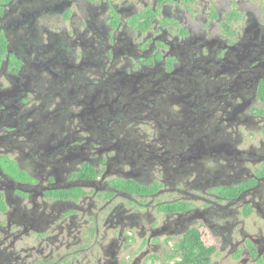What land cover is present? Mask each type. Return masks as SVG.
I'll return each mask as SVG.
<instances>
[{
	"label": "flooded vegetation",
	"instance_id": "flooded-vegetation-1",
	"mask_svg": "<svg viewBox=\"0 0 264 264\" xmlns=\"http://www.w3.org/2000/svg\"><path fill=\"white\" fill-rule=\"evenodd\" d=\"M0 264H264V0H0Z\"/></svg>",
	"mask_w": 264,
	"mask_h": 264
},
{
	"label": "trees",
	"instance_id": "trees-1",
	"mask_svg": "<svg viewBox=\"0 0 264 264\" xmlns=\"http://www.w3.org/2000/svg\"><path fill=\"white\" fill-rule=\"evenodd\" d=\"M195 237L197 238V240L200 238L198 234L195 235ZM190 239H191V238H190ZM191 250H192V252H193V251L195 250V246H193V247L191 248Z\"/></svg>",
	"mask_w": 264,
	"mask_h": 264
}]
</instances>
